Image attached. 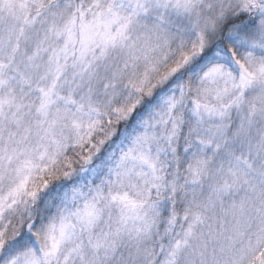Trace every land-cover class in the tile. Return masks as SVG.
<instances>
[{
    "label": "snow or ice",
    "instance_id": "1",
    "mask_svg": "<svg viewBox=\"0 0 264 264\" xmlns=\"http://www.w3.org/2000/svg\"><path fill=\"white\" fill-rule=\"evenodd\" d=\"M0 264H264V0H0Z\"/></svg>",
    "mask_w": 264,
    "mask_h": 264
}]
</instances>
